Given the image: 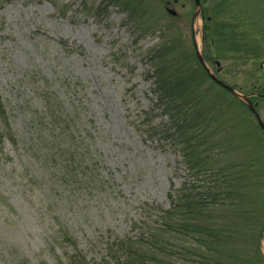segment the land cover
<instances>
[{
  "label": "rangeland",
  "instance_id": "1",
  "mask_svg": "<svg viewBox=\"0 0 264 264\" xmlns=\"http://www.w3.org/2000/svg\"><path fill=\"white\" fill-rule=\"evenodd\" d=\"M200 1L194 19V0H0V264L98 262L170 207L186 171L152 93L160 47L195 41L227 84L264 89V1Z\"/></svg>",
  "mask_w": 264,
  "mask_h": 264
},
{
  "label": "trees",
  "instance_id": "2",
  "mask_svg": "<svg viewBox=\"0 0 264 264\" xmlns=\"http://www.w3.org/2000/svg\"><path fill=\"white\" fill-rule=\"evenodd\" d=\"M166 50L152 56V93L181 144L186 178L168 193L170 207H152L135 236L111 240L98 262L75 256L69 264H264V132L242 99L204 84L195 50ZM262 98L249 99L257 109Z\"/></svg>",
  "mask_w": 264,
  "mask_h": 264
},
{
  "label": "water",
  "instance_id": "3",
  "mask_svg": "<svg viewBox=\"0 0 264 264\" xmlns=\"http://www.w3.org/2000/svg\"><path fill=\"white\" fill-rule=\"evenodd\" d=\"M195 4H196V12L194 14V19L199 15L200 13V1L199 0H195ZM173 13V11H172ZM195 49H196V54L197 57L199 59V61L201 62V64L203 65V67L205 68V70L207 71L208 75L210 76V78L215 81L218 85L222 86L223 88L227 89L228 91L236 94L237 96H239L241 99H243L244 101L247 102L252 114L254 115V117L256 118V120L258 121L259 125L261 126V128L264 130V123L261 119V117L259 116L258 112L255 110L254 105L251 103V101H249L248 96L247 95H243L238 93L233 87H231L230 85H228L227 83H225L224 81H222L220 78H218L211 70L210 68L206 65L204 58L201 54V51L199 50L197 44H195ZM216 64H219V62L217 61Z\"/></svg>",
  "mask_w": 264,
  "mask_h": 264
}]
</instances>
